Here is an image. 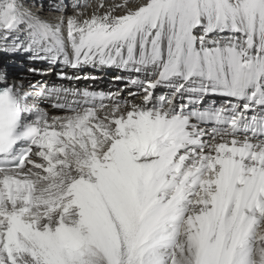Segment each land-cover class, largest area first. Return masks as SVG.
I'll list each match as a JSON object with an SVG mask.
<instances>
[{"label": "snow or ice", "instance_id": "snow-or-ice-1", "mask_svg": "<svg viewBox=\"0 0 264 264\" xmlns=\"http://www.w3.org/2000/svg\"><path fill=\"white\" fill-rule=\"evenodd\" d=\"M99 8L0 0L6 51L130 74L28 91L0 72V264H264V0Z\"/></svg>", "mask_w": 264, "mask_h": 264}, {"label": "bare ground", "instance_id": "bare-ground-1", "mask_svg": "<svg viewBox=\"0 0 264 264\" xmlns=\"http://www.w3.org/2000/svg\"><path fill=\"white\" fill-rule=\"evenodd\" d=\"M44 0H41V3L43 2ZM65 0H62V1H58V2H63L64 3ZM124 0H104V3L105 5H108V4H119V3H123ZM46 3V2H45ZM101 3V0H80V1H77L75 6H70L68 7L67 6V14H75L77 12H80V13H83V15L81 16V19L83 18H87V17H90L94 12H103L105 9H101L99 8V5ZM35 8L40 11L42 8L40 7V5H37L35 6ZM44 10V9H43ZM49 14H47V16L51 17L52 20H55L56 17L60 16V13L59 12H56V11H53L52 10H48ZM4 44V42H3ZM3 44H1L0 46V51H3ZM9 55L11 54H15L17 57H19L18 59H11L9 55H5L3 57V55L0 54V63L2 61H7V62H12V63H20V64H23L24 66H31V67H38L40 65H38L37 63L38 62H43L44 66L45 64H47V60H40V59H36L34 58L33 56H29L27 53L24 55V57L18 52V53H12V52H9L8 53ZM25 58H28L27 60H25ZM58 64V63H57ZM1 68H5L6 65L4 64H0ZM48 66V65H47ZM88 65H85V66H81V70H83V72L85 74H89L90 75V72H94L95 70L93 69V67H88L90 68V70L88 71L86 68H87ZM34 67V68H36ZM78 71L79 68L77 67L76 68ZM7 73L9 74V82H15L17 80H21L23 83H30L29 80H26L25 78L21 77V75L19 74L20 72H18L16 69H9L7 71ZM114 74H116V72H114L112 75L114 76ZM83 76V75H82ZM105 76V74H104ZM102 77L101 79H104L105 77ZM43 77H49V75H45ZM111 77V75H109V78ZM110 81V80H108ZM114 88L117 89V85L115 84L114 85ZM127 97V95L125 96ZM79 99V97H77ZM46 99H44L43 101L41 102H44ZM42 105V103H41ZM64 113H58L57 115H63Z\"/></svg>", "mask_w": 264, "mask_h": 264}, {"label": "rangeland", "instance_id": "rangeland-1", "mask_svg": "<svg viewBox=\"0 0 264 264\" xmlns=\"http://www.w3.org/2000/svg\"><path fill=\"white\" fill-rule=\"evenodd\" d=\"M58 1H62V0H44L42 3H41V0H19V2L20 3H22L23 5H24V7H25V9L26 10H30L31 12H33V13H35V14H38V15H40L41 16V18H43V19H46V20H52L51 19V17H49V16H47V14H49V13H47L48 12V10H52V6H53V4L54 3H57ZM77 1H80V0H65L64 1V3L68 6V7H70V6H75V4H76V2ZM46 2V3H45ZM36 4L37 5H43V8L40 10V11H38L36 8H35V6H36ZM44 9V10H43ZM1 44H3V41L2 40H0V46H1ZM9 53V51H6L5 50V47H4V44H3V51H0V54L1 55H3V57L5 56V55H9L8 54ZM23 57H24V55L26 54L25 52H23V51H21V52H19ZM10 56V58L11 59H18L19 57H17L15 54H11V55H9ZM30 56V55H29ZM28 58H25V60H27ZM40 60H43V59H40ZM47 62H48V60H47ZM10 63V64H9ZM0 64H4V65H6L5 66V68H1V66H0V69H1V72H3V71H8L9 69H16L18 72H20L19 74L23 77V78H25L26 80H29V81H31V79H32V74H35V76H39V77H43V76H45V75H49L50 76V73H49V71H47V72H44V70H43V68H46L45 66H44V64H43V62H38L37 64L38 65H40V66H38V67H36V66H34V67H36V68H34V67H31V66H24L23 64H20V63H12V62H7V61H2ZM8 65L9 66H11V68L10 67H8ZM49 67H53V65H48ZM95 71L94 72H90V75L89 74H86V76L88 77L86 80H82V81H84V83H89L90 81H92V82H95V81H93L92 79H91V77L92 76H98V75H101L102 77L104 76V73H101V74H99L98 72H97V70H96V68H93ZM41 70V71H40ZM50 70V69H49ZM88 71L90 70V68H88L87 69ZM43 71V72H42ZM40 72V73H39ZM42 72V73H41ZM101 77V78H102ZM88 80H90V81H88ZM101 80H103V79H101ZM77 81L79 82V81H81L80 80V76H77Z\"/></svg>", "mask_w": 264, "mask_h": 264}]
</instances>
